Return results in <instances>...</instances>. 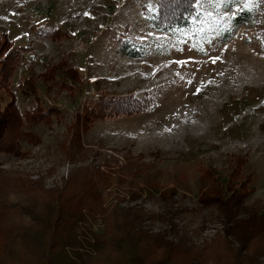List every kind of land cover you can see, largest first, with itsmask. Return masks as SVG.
Returning <instances> with one entry per match:
<instances>
[{"label":"rangeland","instance_id":"1","mask_svg":"<svg viewBox=\"0 0 264 264\" xmlns=\"http://www.w3.org/2000/svg\"><path fill=\"white\" fill-rule=\"evenodd\" d=\"M240 1L220 15L232 17L244 5L252 10V19L229 41L216 38L203 54L181 47L169 56L150 53L134 60L117 52V43L126 37L150 40L142 5L155 0H0V54L10 43L19 49L8 86L16 91L20 110L27 111L34 102L23 100L17 88L31 73L37 76L33 84L45 107L60 109L49 124L30 122L26 130L39 141L25 136L19 155L0 157V172L11 178L22 175L55 191L80 167L102 170L111 161L115 169L109 171L125 174L128 155L138 158L144 169L130 188L134 195L122 187V204L141 207L151 216L143 222L146 230L174 243L185 239V245L223 234L229 224L215 207L202 208L198 201L212 187L223 197L230 194V165L238 163L250 175L246 203L264 202V0ZM47 65H59L54 74L60 82L65 66L74 67L80 73H72V80L79 85L54 84L49 70L42 74ZM74 95L78 102L71 104ZM99 96L98 117L89 118L91 128L80 135L85 153L69 160L58 151L68 139L67 125L77 107L81 111L85 100ZM111 100L115 109L106 108ZM7 103L1 101L0 110ZM243 175L237 178L242 181ZM139 186L148 191H136ZM162 191L168 192L160 195ZM31 195L35 197L33 191ZM17 196L10 200L16 202ZM26 197L33 201L29 193ZM26 197L22 200L28 201ZM245 217L244 212L235 216ZM222 238L235 241L232 235ZM260 257L264 260V251Z\"/></svg>","mask_w":264,"mask_h":264},{"label":"trees","instance_id":"2","mask_svg":"<svg viewBox=\"0 0 264 264\" xmlns=\"http://www.w3.org/2000/svg\"><path fill=\"white\" fill-rule=\"evenodd\" d=\"M239 5L240 0H201L200 3L197 0H155L152 5L143 4L142 14L151 34L150 40L142 43L126 37L117 43V52L134 60H143L150 53L169 56L181 47L203 54L205 45L216 38L219 43L229 41L239 26L251 21L253 12L244 5L232 17L220 15L221 11L233 10ZM3 42L4 39L0 40V48ZM5 49V54H0V108L1 101L8 103L0 110V157L19 155L20 141L25 136L39 141L33 131L26 130L30 122L49 124L60 110L56 106L45 107L47 103L37 97L33 84L37 76L32 73L24 77L17 88L23 100L34 102L24 111L27 115L20 110L18 95L8 86L16 71L13 60L19 49L11 43ZM58 67L47 65L42 74L49 70L52 79ZM65 68V80L60 82L55 77L54 84L72 88L79 85L72 80V73L79 71L68 65ZM75 97L69 99L71 104L78 102ZM100 101H103L102 96L85 100L81 111L76 108L72 124L67 125L68 139L58 145V151L65 152L69 160H75L79 152L85 153L80 135L91 128L89 118L98 117L95 108ZM113 103V100L107 102L106 108H114ZM62 119L60 116L55 123ZM73 151L78 152L71 154ZM125 161V174L109 171V168L115 169L111 161L102 165V170L80 167L55 191L44 190L22 175L11 178L0 172V264H264V260H260L264 251V202L246 203L250 175L240 170L238 163L227 170L232 181L227 186L229 195L223 197L212 187L198 201L202 208L217 209L223 222L229 224L226 231L201 244L185 245V239L174 243L166 240L162 233L146 230L143 222L151 216L141 207L122 204L125 195L120 192L124 190L122 187H129L125 193L134 195L130 188L144 169L138 158L126 155ZM241 172L245 174L242 181L237 178ZM137 188L136 191H148L140 186ZM28 193L32 202L26 197ZM11 195H18L19 199L13 202ZM23 196L28 201L22 200ZM246 208L252 211L245 213ZM243 212L246 217L237 220L235 216ZM224 234L232 235L239 245L222 238Z\"/></svg>","mask_w":264,"mask_h":264},{"label":"snow or ice","instance_id":"3","mask_svg":"<svg viewBox=\"0 0 264 264\" xmlns=\"http://www.w3.org/2000/svg\"><path fill=\"white\" fill-rule=\"evenodd\" d=\"M197 2H198V3H200V2H201V0H197Z\"/></svg>","mask_w":264,"mask_h":264}]
</instances>
